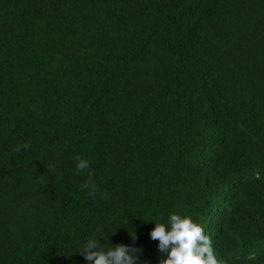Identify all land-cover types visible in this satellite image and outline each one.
<instances>
[{"label": "trees", "instance_id": "16d2710c", "mask_svg": "<svg viewBox=\"0 0 264 264\" xmlns=\"http://www.w3.org/2000/svg\"><path fill=\"white\" fill-rule=\"evenodd\" d=\"M174 212L264 264V0H0V264H158Z\"/></svg>", "mask_w": 264, "mask_h": 264}, {"label": "clouds", "instance_id": "9594fccd", "mask_svg": "<svg viewBox=\"0 0 264 264\" xmlns=\"http://www.w3.org/2000/svg\"><path fill=\"white\" fill-rule=\"evenodd\" d=\"M30 147L29 143L17 144L15 151L19 152L21 148L28 150ZM75 161L77 173L90 168V162L86 158L77 155ZM56 167L55 163H49L47 171L54 172ZM256 175L258 178V173ZM81 187L92 196L99 192L91 172ZM100 198L108 199L107 192L100 193ZM152 223L154 227L149 236L151 240L158 242L157 249L161 254L158 264H226L225 260L216 256L212 240L205 234L204 227L193 222L191 217L174 212L165 222ZM130 238L135 241L138 237L132 232ZM142 252L141 248L123 243L105 248L100 239L93 237L86 241L79 254L83 256L86 264H148L141 260Z\"/></svg>", "mask_w": 264, "mask_h": 264}]
</instances>
